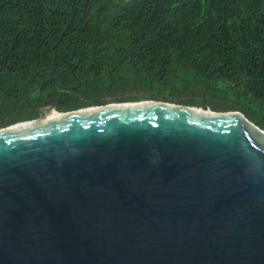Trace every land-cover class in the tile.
<instances>
[{
  "label": "water",
  "instance_id": "1",
  "mask_svg": "<svg viewBox=\"0 0 264 264\" xmlns=\"http://www.w3.org/2000/svg\"><path fill=\"white\" fill-rule=\"evenodd\" d=\"M37 113L0 128V264H264V129L242 111Z\"/></svg>",
  "mask_w": 264,
  "mask_h": 264
},
{
  "label": "trees",
  "instance_id": "2",
  "mask_svg": "<svg viewBox=\"0 0 264 264\" xmlns=\"http://www.w3.org/2000/svg\"><path fill=\"white\" fill-rule=\"evenodd\" d=\"M143 99L264 129V0H0V128Z\"/></svg>",
  "mask_w": 264,
  "mask_h": 264
},
{
  "label": "bare ground",
  "instance_id": "3",
  "mask_svg": "<svg viewBox=\"0 0 264 264\" xmlns=\"http://www.w3.org/2000/svg\"><path fill=\"white\" fill-rule=\"evenodd\" d=\"M54 114H59V113H57L54 109H51V110L46 109L45 111H43L41 117H45V116H49V115H54Z\"/></svg>",
  "mask_w": 264,
  "mask_h": 264
}]
</instances>
